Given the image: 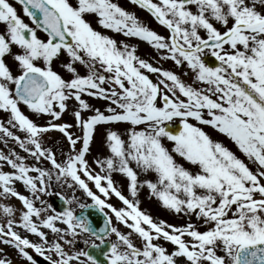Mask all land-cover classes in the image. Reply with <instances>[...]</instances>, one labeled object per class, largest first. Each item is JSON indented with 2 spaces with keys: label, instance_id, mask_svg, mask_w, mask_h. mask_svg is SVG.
I'll return each instance as SVG.
<instances>
[{
  "label": "snow or ice",
  "instance_id": "6c2138e0",
  "mask_svg": "<svg viewBox=\"0 0 264 264\" xmlns=\"http://www.w3.org/2000/svg\"><path fill=\"white\" fill-rule=\"evenodd\" d=\"M16 3L31 23L11 0H0V110L8 114L0 133L26 155L0 152V200L13 197L21 205L0 202V243L12 246L27 264H38L29 249L48 264H264V0H131L167 36L115 0ZM93 21L146 42L183 75L190 72L191 82L153 66L134 45L102 33ZM62 56L68 78L53 68ZM146 73L156 74V81ZM85 96L106 101L105 109ZM22 105L48 119L38 124ZM68 111L74 123L59 122ZM113 124L126 127L106 130L107 154L93 158L94 168L87 154L96 127ZM199 125L223 134L241 155ZM53 130L63 134L68 148L59 159L44 140ZM114 173L127 179V195ZM53 181L90 197L104 215L103 227L43 199L51 195ZM143 188L164 209L187 217L185 223L169 224L142 210ZM110 196L121 206L109 203ZM113 217L128 231L115 226ZM83 232L100 241L91 247L103 261L71 250ZM0 264L12 261L3 254Z\"/></svg>",
  "mask_w": 264,
  "mask_h": 264
},
{
  "label": "rangeland",
  "instance_id": "374dc122",
  "mask_svg": "<svg viewBox=\"0 0 264 264\" xmlns=\"http://www.w3.org/2000/svg\"><path fill=\"white\" fill-rule=\"evenodd\" d=\"M18 13L21 15L20 11H18ZM143 13H145V12H143ZM146 15H147L146 13L144 15L140 14V16H138L139 20L141 22L145 23V21H143V18H141L144 16L148 21H150L151 19ZM89 19H92V18L89 17ZM147 24L148 23H146V25ZM93 27L97 28V30L101 31L104 34L109 35L110 37L117 40L118 42L124 41V42L128 43L129 45H134L136 47V54L139 57L147 60L148 62H150L152 64H153V62H156L158 67L163 68L165 70L174 71L178 75H181V78L183 80H185L186 82H191V80H190L191 73L190 72L187 76L183 75V71H184L183 69L178 68L174 64V62L170 59L169 60L161 59L160 53L156 49L150 48L151 46L148 45L146 42H143L139 39L135 40L134 37L133 38L131 37V39H132L131 40L130 37L123 36L122 33H116V32H113L111 30H108V29L100 28L94 21H93ZM148 27L155 30L156 32H158L161 35H165V36L168 35L166 28H163L161 26L159 27L158 25H156L154 23H152V26L149 25ZM39 34L41 36H43L42 33H39ZM142 47H143L144 52H146V53H147V50L149 49L148 54H145V53L140 51V48H142ZM64 59H66V57L62 56L61 60L54 61L53 62V68H54V70L59 72L62 76H64L65 78H68V76L70 74L65 71V69L62 67V64H61V61ZM8 62L10 64L12 63L10 58H9ZM77 70L80 72L81 75L86 74V69L82 65L77 64ZM146 74H148L150 76V78H152V76H153L150 73H146ZM155 80H154V82H155ZM84 98L87 100L88 103H90L94 107L100 108L101 111H103L106 107V103H107L106 101L97 99L95 97L85 96ZM73 104H74L73 101H69V108L70 109L72 108ZM21 107H22V110L25 112V114L29 115L30 118L35 120L38 124H44L45 121L48 119L47 117L38 118L35 115H33L29 110H27V108L24 107L23 105ZM7 119H8V114L3 112L2 110H0V123L5 122ZM71 120H73V118L71 116V112L68 111L62 115L61 120L59 122L69 123V122H71ZM5 126H8L11 131H13L17 135H20L21 137H23L24 134L20 133L17 129H13L9 125H5ZM199 126L202 127V129L206 132V134H208L212 139L223 142L232 151L236 152L237 155L240 154L239 151L234 146L233 142H231L224 135H221V133H219L220 135H218L215 131H213L215 129L212 128L213 129L212 130L211 127H209V129H207L203 125H199ZM125 127H126V125H124V124L98 125L96 127V131L94 133L93 140L90 144V151L92 153H90V161L91 162L89 161L94 168L96 166L93 163V158L96 156H103V155L107 154V148H106L105 143H104L106 130L111 128L113 130L123 132ZM74 128L71 129V131L76 132L75 131L76 128H75V130H74ZM44 140H45V143L47 145L52 146L54 148V150L56 151V155H57L58 159L61 158V150L63 152L68 151V148L66 147V140L63 137V134L60 133L59 131L53 130V131L48 132L47 134H45ZM13 149L16 150L17 152H20L22 155H26L22 152V150L19 148V146L11 138H8V137L4 136L3 133H0V152H4L5 154H7L8 152H10ZM88 159H89V157H88ZM26 162L32 163L31 157H29ZM3 170L8 171L9 169L7 167H5ZM112 178L115 181L121 182L122 186H124V189L126 190L127 179L123 175H121L119 173H114ZM141 179H143V177H141ZM16 187L23 194L29 195L27 190L24 189L22 187V185H20L19 183L16 184ZM90 187L93 188V191H97L91 183H90ZM49 191H50L51 195H45V196H43V199H45L48 203L52 204L53 207L58 210V207H56L54 199H55V197H60V195L65 196L66 198H68L70 200V206H71L70 209L73 211L74 216H75V213H77L82 208L81 205H83V207H84L85 204L93 202L91 200V198L88 197L81 189H79V188H76L74 190L69 189V188H67V186H62V185H60L54 181H53L52 187L49 189ZM57 193H59L60 195H57ZM139 199H140V208L142 210L146 211L148 214H150L156 220L162 219V220H165L169 224H174V225L179 226V225L184 224L185 221L188 219L187 217H184L182 214L177 215L174 212H171L169 210L164 209L160 205V203L156 200L155 197L149 196L146 188L141 189V191L139 192ZM0 202L11 204L15 208L21 207L20 202L13 197H9L7 201L0 200ZM108 202L113 204L114 206H117V207L121 206L120 202L118 201V199L115 196H110L108 198ZM37 204H38V202H37ZM106 211H109V210L106 209ZM0 223H3V217H0ZM113 224L115 226H118L121 231H124V232L128 231L123 225H120L118 222H116L114 217H113ZM58 226L65 227L63 224H60L59 222H58ZM42 230L48 234L49 240H51L53 238V234L50 232V230H48V229H42ZM17 231H19L21 235L27 236L28 239L31 240L32 242L40 243L39 237H37L31 233H27L23 229H17ZM77 231H79V230H77ZM85 239H87L89 241V244L91 243V237H89V235L87 233H85V232L80 233V235L77 238V242H76L75 247L72 248L71 250L72 251H77V250L87 251V246L89 244L86 245L84 243ZM112 240H114V236H113ZM166 246L171 247L170 245H166ZM66 247H68V246H66ZM0 248L4 249V253H0V255L6 254L7 257L12 261V264H27V262L24 259L20 260L21 257L18 255L17 251L12 246L4 245V244L0 243ZM28 251L37 260L38 264H41V261H39L41 256L36 254L31 249H29ZM81 259H85V258L81 257ZM88 264H91V262H88Z\"/></svg>",
  "mask_w": 264,
  "mask_h": 264
},
{
  "label": "water",
  "instance_id": "95a60500",
  "mask_svg": "<svg viewBox=\"0 0 264 264\" xmlns=\"http://www.w3.org/2000/svg\"><path fill=\"white\" fill-rule=\"evenodd\" d=\"M61 208L64 209L63 207H61ZM78 217L87 218L88 221L92 224V226L94 228H97V229L99 227H103V225H104V215L95 206L85 209V211L83 213L79 214ZM102 248L105 249V247H103V246H102ZM89 252L92 255L97 256L98 259H100L101 257H103L102 255L99 254V249H94V248L91 247V249L89 250Z\"/></svg>",
  "mask_w": 264,
  "mask_h": 264
},
{
  "label": "flooded vegetation",
  "instance_id": "af4514ba",
  "mask_svg": "<svg viewBox=\"0 0 264 264\" xmlns=\"http://www.w3.org/2000/svg\"><path fill=\"white\" fill-rule=\"evenodd\" d=\"M128 1V0H127ZM11 2L13 3V4H15V1L14 0H11ZM129 3V2H128ZM16 5V4H15Z\"/></svg>",
  "mask_w": 264,
  "mask_h": 264
}]
</instances>
